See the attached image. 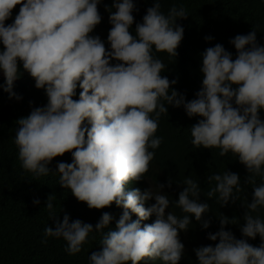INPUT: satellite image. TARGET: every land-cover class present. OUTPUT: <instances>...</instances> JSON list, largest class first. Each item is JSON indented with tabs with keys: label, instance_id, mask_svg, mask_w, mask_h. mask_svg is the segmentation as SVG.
Instances as JSON below:
<instances>
[{
	"label": "clouds",
	"instance_id": "obj_1",
	"mask_svg": "<svg viewBox=\"0 0 264 264\" xmlns=\"http://www.w3.org/2000/svg\"><path fill=\"white\" fill-rule=\"evenodd\" d=\"M100 3L0 0V77H4L0 88L9 98L21 99L13 91L14 81L26 71L47 97L46 104L16 121L14 144L21 167L36 178L47 176L53 172L49 167L53 158L70 152V163L56 164L61 188L90 209L113 203L122 209L111 229L114 217L108 212L95 226L80 219L70 222L67 213L58 218L55 196L50 194L44 207L54 227L45 226L42 243L49 237L62 238L65 252L75 255L89 235L98 232L101 248L88 256L89 264H159L158 260L178 264L185 251L180 233L189 229L190 217L203 229L210 226L205 218L210 205L201 202L198 181L186 176L182 183L176 182L183 189L174 201L161 192L171 187V180L157 184L158 191L126 190L129 182L142 180L148 171L154 150L163 141L155 135L160 116L172 106L182 107L189 118L199 117L190 128L196 149L216 148L220 156L231 153L247 170L245 183L254 186L251 201L242 203L241 238L225 230V225L237 224V218L221 214L219 230L207 233V239L218 243L193 249L197 264H264V219L259 215L264 209V44L257 41V31L229 40L235 58L222 44L206 48L200 54V89L194 99L186 100L172 87L177 79L162 75L166 65L155 55H178L184 28L177 20L189 15L184 5L173 4L165 13L161 0H153L132 34L136 3L113 0L111 7L105 5L111 25L106 49L104 40L91 35L102 20ZM16 5L18 13L6 24ZM77 87L79 98L74 100ZM256 177L261 178L258 185ZM207 181L215 182L207 197L215 196L220 207L239 200L237 173H213ZM32 203L39 205V198ZM172 205L183 215L166 212ZM151 216L155 219L148 224ZM257 235L260 244L253 246L248 240Z\"/></svg>",
	"mask_w": 264,
	"mask_h": 264
},
{
	"label": "trees",
	"instance_id": "obj_2",
	"mask_svg": "<svg viewBox=\"0 0 264 264\" xmlns=\"http://www.w3.org/2000/svg\"><path fill=\"white\" fill-rule=\"evenodd\" d=\"M113 0H101L98 11L102 16L101 22L95 27L91 35H98L105 42L111 25L109 12L105 5L111 7ZM139 9L134 12V23L130 32L134 34L135 24L142 22L147 7L152 6L153 0H134ZM162 10L166 13L168 8L175 5H184L188 16L186 19H178L177 23L184 28L183 39L180 42L176 57H169L166 52H158L155 55L166 65L162 75L169 80L177 79L173 85L178 92L185 95L186 100L195 98V93L200 89L202 73L200 72V54L208 47L219 43L233 54L235 48L229 40L237 34H247L255 29L257 41L264 44V0H161ZM20 5L12 10V17L5 23H11L19 11ZM111 10V9H110ZM213 39L206 41L205 36ZM3 46L0 45V48ZM107 49L108 44L105 43ZM4 83V77H0V84ZM13 91L21 99L9 98L8 94L0 88V264H89L88 256L93 251H99L101 234L93 232L87 242L75 255L65 252L66 242L60 238L49 237L47 243H42L43 230L46 225L54 227L53 219H49L48 211L44 207L48 195L55 196L53 201L56 214L62 219L67 213L70 222L80 219L91 223L93 226L98 222L104 212L113 215L108 229L115 227V222L122 213V209L115 206H106L101 209L89 208L85 202L78 201L67 188H61L59 173L55 172L57 162L70 163L71 153L65 152L62 156L54 157L47 176L36 178L21 167L18 159V150L14 144L15 131L18 127L16 121L27 116L33 107L43 106L47 97L43 89L35 87L34 79L26 72L14 81ZM80 89L77 87L76 96L79 98ZM264 118V112L261 113ZM199 117L189 118L182 107L168 106V114H161L156 136L163 137L160 146L154 150V159L150 162L148 171L140 181L129 182L126 190L140 188L142 191L151 187L158 191L157 184L167 185L171 180V187L165 186L162 193L169 196L170 201L178 199L182 183L186 176L198 181L201 189V202L210 205V211L205 216L210 220V226L203 229L194 217H190L191 224L187 231L180 233V240L185 246L182 259L178 264H197L194 248L215 246L217 241L207 239V233L219 230V217L221 214L235 217L237 224L225 225V230H231L236 238H241L240 226L244 224L243 215L245 208L242 203L251 201L253 185L245 183L248 176L247 170L237 157L231 153L225 156L219 155V149L195 148L191 143L190 128L197 122ZM225 170L235 172L240 177L242 191L238 194L239 200L220 207L216 197L208 198L207 192L215 186V182L209 184L207 177L213 173H223ZM256 184L261 182L256 177ZM34 198H39L40 204L32 203ZM154 199L146 203H154ZM167 211L182 216L181 210L174 205ZM254 215H256L254 213ZM259 215L264 219V209ZM132 219H134L132 214ZM155 217L147 219L148 224ZM106 228L104 231H108ZM253 246H259L260 238L249 239ZM159 264H162L160 260ZM130 264V262H128ZM144 264V261L139 262Z\"/></svg>",
	"mask_w": 264,
	"mask_h": 264
},
{
	"label": "rangeland",
	"instance_id": "obj_3",
	"mask_svg": "<svg viewBox=\"0 0 264 264\" xmlns=\"http://www.w3.org/2000/svg\"><path fill=\"white\" fill-rule=\"evenodd\" d=\"M142 225H144V223H142Z\"/></svg>",
	"mask_w": 264,
	"mask_h": 264
}]
</instances>
